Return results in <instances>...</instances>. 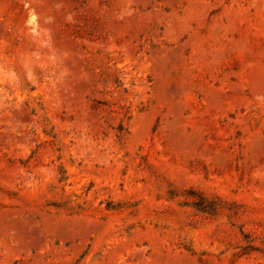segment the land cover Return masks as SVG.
Masks as SVG:
<instances>
[{"label":"rangeland","instance_id":"obj_1","mask_svg":"<svg viewBox=\"0 0 264 264\" xmlns=\"http://www.w3.org/2000/svg\"><path fill=\"white\" fill-rule=\"evenodd\" d=\"M0 264H264V0H0Z\"/></svg>","mask_w":264,"mask_h":264}]
</instances>
